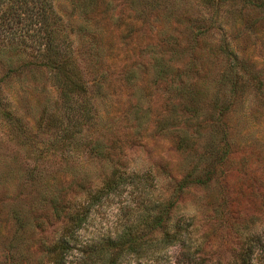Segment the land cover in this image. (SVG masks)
Returning a JSON list of instances; mask_svg holds the SVG:
<instances>
[{"label":"rangeland","instance_id":"obj_1","mask_svg":"<svg viewBox=\"0 0 264 264\" xmlns=\"http://www.w3.org/2000/svg\"><path fill=\"white\" fill-rule=\"evenodd\" d=\"M249 1L52 0L79 125L35 66L41 30L0 18V264H61L66 214L114 171L77 242L172 200V243L141 235L118 264H264V0Z\"/></svg>","mask_w":264,"mask_h":264},{"label":"trees","instance_id":"obj_2","mask_svg":"<svg viewBox=\"0 0 264 264\" xmlns=\"http://www.w3.org/2000/svg\"><path fill=\"white\" fill-rule=\"evenodd\" d=\"M218 1L220 0H203V3L214 4ZM0 13L4 29H15L17 24L25 20L28 22V29L41 30L42 42L38 46V51L42 57L35 66L53 72V82L58 83L57 88L61 94L64 107L71 116L73 123L79 125L89 121L90 110L87 108L88 105L85 102L79 104L72 101L74 95L82 94L85 91L83 85L79 84L78 79L74 76L76 69H74L71 44L68 35L63 33L61 29L62 23L53 9L52 0H0ZM199 34H203V32ZM1 100L0 89V103ZM115 176L116 172L114 171L102 190L97 194L90 195V203L84 205L81 210L66 214L68 225L64 232L65 238L56 246L59 249L57 260L61 264H118L123 252L136 253L142 248L145 242L141 239V235L145 234L160 232L163 234V239H159V242L172 243V241H168L169 232L166 229L170 210L175 206L172 200L166 203L159 212L156 211L159 203L144 208L129 209L132 220L128 221L119 234L116 233L103 239L96 237L83 244L75 240V235L84 225L90 208H93L96 202H101L103 191H111ZM155 211L157 214H154ZM74 252L80 256L77 258V262L67 263V258Z\"/></svg>","mask_w":264,"mask_h":264}]
</instances>
